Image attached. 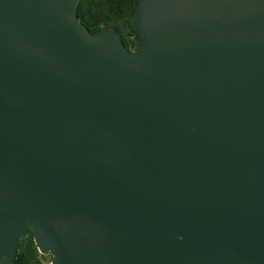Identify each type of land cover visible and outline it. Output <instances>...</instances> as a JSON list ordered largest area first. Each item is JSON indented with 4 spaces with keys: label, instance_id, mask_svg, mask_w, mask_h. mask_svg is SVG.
I'll use <instances>...</instances> for the list:
<instances>
[{
    "label": "water",
    "instance_id": "1",
    "mask_svg": "<svg viewBox=\"0 0 264 264\" xmlns=\"http://www.w3.org/2000/svg\"><path fill=\"white\" fill-rule=\"evenodd\" d=\"M81 2L0 0V264H264V0Z\"/></svg>",
    "mask_w": 264,
    "mask_h": 264
},
{
    "label": "trees",
    "instance_id": "2",
    "mask_svg": "<svg viewBox=\"0 0 264 264\" xmlns=\"http://www.w3.org/2000/svg\"><path fill=\"white\" fill-rule=\"evenodd\" d=\"M141 0H82L79 21L95 34L104 27L115 28L121 33L123 44L130 52L138 50L140 38L131 26V18ZM52 256L40 253L32 229L22 236L15 264H52Z\"/></svg>",
    "mask_w": 264,
    "mask_h": 264
}]
</instances>
